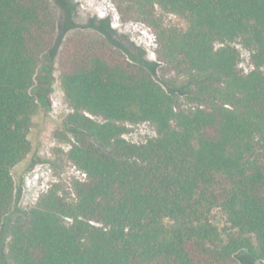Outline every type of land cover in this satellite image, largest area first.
<instances>
[{
  "label": "trees",
  "instance_id": "1",
  "mask_svg": "<svg viewBox=\"0 0 264 264\" xmlns=\"http://www.w3.org/2000/svg\"><path fill=\"white\" fill-rule=\"evenodd\" d=\"M124 22L157 29L158 65L108 37L79 33L63 47L60 80L78 133L69 152L87 175L68 201L59 187L6 222L12 171L52 84L45 54L56 34L49 0H0V227L11 264L264 263V0H115ZM159 8L184 18L167 28ZM251 52L240 68L236 43ZM44 59L47 64L44 63ZM167 73L187 79L180 86ZM47 107V106H46ZM150 123L138 145L128 126ZM224 213L231 231L213 223Z\"/></svg>",
  "mask_w": 264,
  "mask_h": 264
},
{
  "label": "rangeland",
  "instance_id": "2",
  "mask_svg": "<svg viewBox=\"0 0 264 264\" xmlns=\"http://www.w3.org/2000/svg\"><path fill=\"white\" fill-rule=\"evenodd\" d=\"M57 16L55 38L45 54L52 65V84L46 93V106L41 103L39 82L36 81L34 95L39 107L32 121L29 133L31 152L13 171L15 182L14 202L6 222L15 216L29 212L39 198L50 189L59 187L62 196L68 201L75 199L73 185L79 180L78 169L68 155L77 142L78 133L66 124L72 113L60 80L59 59L66 42L79 33L100 34L111 39L120 49H127V54L146 64H157L155 77L163 81V66L157 57V29L145 22H124L115 0H49ZM156 17L167 28L185 30L184 18L166 14L159 8ZM241 54V65L245 73L251 70V52L236 43ZM44 59V63L47 64ZM168 80H175L180 86L187 81L176 74L167 73ZM157 133L150 123L128 126L125 138L134 144L142 145L156 138ZM213 223L227 235L231 229L224 213L215 210ZM9 240L4 237V225L0 227V264H11L7 258ZM236 258L240 264H264L253 261L247 252H240Z\"/></svg>",
  "mask_w": 264,
  "mask_h": 264
},
{
  "label": "built area",
  "instance_id": "3",
  "mask_svg": "<svg viewBox=\"0 0 264 264\" xmlns=\"http://www.w3.org/2000/svg\"><path fill=\"white\" fill-rule=\"evenodd\" d=\"M79 180L85 181L87 179V175L81 171H78Z\"/></svg>",
  "mask_w": 264,
  "mask_h": 264
}]
</instances>
